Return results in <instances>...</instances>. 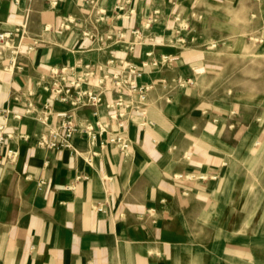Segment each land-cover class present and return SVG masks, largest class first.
Instances as JSON below:
<instances>
[{
	"label": "crops",
	"instance_id": "obj_1",
	"mask_svg": "<svg viewBox=\"0 0 264 264\" xmlns=\"http://www.w3.org/2000/svg\"><path fill=\"white\" fill-rule=\"evenodd\" d=\"M178 11L179 0H0V32L27 24L10 38L15 63L8 52L0 57L8 135L0 144V264H264V256L244 257L237 241V201L259 176L254 123L237 98L200 90L210 71L199 51L168 44ZM107 32L104 48L98 38ZM148 51L170 57L143 66ZM130 62L150 88L145 114L126 118L123 148L107 141L120 130L106 108L118 93L99 79L118 68L126 74ZM54 63L77 73L93 65L87 86L101 101L72 112L79 129L97 132L90 162L81 132L72 139L76 153L35 143L68 109L43 90ZM190 173L207 178L184 177Z\"/></svg>",
	"mask_w": 264,
	"mask_h": 264
},
{
	"label": "rangeland",
	"instance_id": "obj_2",
	"mask_svg": "<svg viewBox=\"0 0 264 264\" xmlns=\"http://www.w3.org/2000/svg\"><path fill=\"white\" fill-rule=\"evenodd\" d=\"M175 18L177 33L168 44L199 51L207 61L210 72L200 90L224 100L237 98L254 123L251 141L261 152L259 176L237 201V241L244 244L238 247L244 257L264 256L259 246L264 244V0H179Z\"/></svg>",
	"mask_w": 264,
	"mask_h": 264
},
{
	"label": "built area",
	"instance_id": "obj_3",
	"mask_svg": "<svg viewBox=\"0 0 264 264\" xmlns=\"http://www.w3.org/2000/svg\"><path fill=\"white\" fill-rule=\"evenodd\" d=\"M130 12H133L130 10ZM102 11H96L94 16L96 17L92 19L97 22L102 19ZM26 22L24 21L21 24H18L13 29L5 30L0 32V57L4 56L5 52H8L11 57L9 58V62L14 64L17 58V54L19 48L15 45H11L10 38L15 34H20L22 37L26 32ZM136 32V31H135ZM85 34L89 36V33L85 31ZM112 39V33L107 32L99 36L98 41L102 47H108V41ZM33 45L29 46L32 48ZM148 59L142 62V65H152L153 67L163 66L165 62L169 59V54L163 53L158 57H153L152 51H148L145 54ZM126 74L122 69L118 68L116 72L112 74H102L99 79V83L110 80L112 84V88L116 90L118 96L112 102H108L106 104V108L110 110V114L108 115L109 119L113 120L117 127L120 128L116 133L112 134L107 141L117 143L123 148H127L128 142L126 141V137L124 136V128L126 125V118L131 112L139 111L141 114H145L144 103L146 101L149 86L147 84H143L139 82L141 71L139 70V65L136 62H130L126 66ZM93 65L84 64L83 70L79 73L75 71V66L67 65V64H56L52 65L49 71L43 75V90L49 92L54 100L59 103H66L68 105V109L64 112H61L58 116V127L56 129L50 128L49 131L40 132L35 137V143L38 147L53 149V148H66L72 150L76 153V148L72 142L74 134L77 132H81L85 134L88 139L90 146L87 150L84 151L86 153V160L88 162L93 159L92 157L95 154L93 147L96 144L97 132L93 130L91 125H87L82 129L77 126L73 111L78 108L86 107V106H95L101 101L100 94L98 92H94L91 88L87 86V79L92 74ZM187 82H190V79H186ZM162 87L165 89L167 87V81L164 79L160 80ZM124 94H130L135 96V100L126 99L123 97ZM31 104H29V107ZM50 105L48 102H44L42 104V109L50 112ZM141 125H144L145 122H140ZM99 131L101 130L98 128ZM8 135L3 132V127L0 126V144L6 140ZM101 145L104 142H100ZM10 152H12L10 150ZM15 155V152H12V156ZM179 178L183 177L182 175H178ZM187 179H205L207 178L204 174H194L190 173L188 175H184ZM216 178L215 176H212ZM100 209V208H99Z\"/></svg>",
	"mask_w": 264,
	"mask_h": 264
},
{
	"label": "bare ground",
	"instance_id": "obj_4",
	"mask_svg": "<svg viewBox=\"0 0 264 264\" xmlns=\"http://www.w3.org/2000/svg\"><path fill=\"white\" fill-rule=\"evenodd\" d=\"M139 34V33H138Z\"/></svg>",
	"mask_w": 264,
	"mask_h": 264
}]
</instances>
